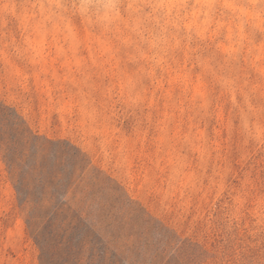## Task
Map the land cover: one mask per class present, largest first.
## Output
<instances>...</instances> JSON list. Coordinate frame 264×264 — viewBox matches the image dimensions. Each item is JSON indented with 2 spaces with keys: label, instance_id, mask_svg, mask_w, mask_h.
Masks as SVG:
<instances>
[{
  "label": "clouds",
  "instance_id": "1",
  "mask_svg": "<svg viewBox=\"0 0 264 264\" xmlns=\"http://www.w3.org/2000/svg\"><path fill=\"white\" fill-rule=\"evenodd\" d=\"M0 65V134L52 176L49 199L22 193L35 232L77 210L150 232L162 264H251L264 0H0ZM37 109L56 121L41 130Z\"/></svg>",
  "mask_w": 264,
  "mask_h": 264
},
{
  "label": "trees",
  "instance_id": "2",
  "mask_svg": "<svg viewBox=\"0 0 264 264\" xmlns=\"http://www.w3.org/2000/svg\"><path fill=\"white\" fill-rule=\"evenodd\" d=\"M3 119H8L5 112ZM9 134L14 133L15 148H11ZM19 147L22 150H19ZM0 153L7 166L12 185L17 192L20 208L22 193L32 198H50L52 176L46 162L37 163L29 154L28 147L17 131L8 128L0 134ZM25 162V166L18 164ZM33 223L27 218V226L40 248V264H162L163 244L150 232L129 225L97 223L94 219H83L77 210L62 212L56 209L41 221L39 233L33 230ZM187 238V237H185ZM47 245L42 246L41 240ZM83 246L75 248V245Z\"/></svg>",
  "mask_w": 264,
  "mask_h": 264
},
{
  "label": "rangeland",
  "instance_id": "3",
  "mask_svg": "<svg viewBox=\"0 0 264 264\" xmlns=\"http://www.w3.org/2000/svg\"><path fill=\"white\" fill-rule=\"evenodd\" d=\"M2 67V65H0ZM41 130L48 122H55V114L36 111ZM11 148L14 149V133L11 132ZM19 150H22L19 147ZM18 164L26 167L25 162ZM0 153V264H40V248L27 226V218L21 213L19 199ZM251 264H264V241L248 249ZM175 260V257L172 258ZM171 264V260H170Z\"/></svg>",
  "mask_w": 264,
  "mask_h": 264
}]
</instances>
